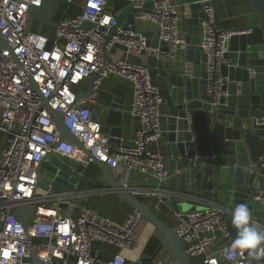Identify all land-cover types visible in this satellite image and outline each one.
<instances>
[{
	"label": "built area",
	"instance_id": "2783aa9c",
	"mask_svg": "<svg viewBox=\"0 0 264 264\" xmlns=\"http://www.w3.org/2000/svg\"><path fill=\"white\" fill-rule=\"evenodd\" d=\"M210 1L197 0L202 11L198 46L206 55V91L215 103L226 82L222 66L229 64L225 58L229 39L245 30L217 28ZM109 2L84 0L81 12L74 18L61 20L49 36L31 26L24 29L29 7L39 6L41 0H0V38L5 43V46L0 44V134L5 136L0 154V264H31V251L40 264H127L124 252L136 240V230L142 220L133 210L124 222L113 223L87 207L72 217L64 210L73 206L79 194L69 189L53 191L38 186L39 163L47 153L77 160L85 155L68 139H60L46 104L63 114L66 128L97 160L118 173L121 186L134 196H153L159 192L175 199L187 196L164 188L173 172L165 168L161 154L147 148L158 136V110L163 96L152 82L147 65L121 57L122 52L130 53V50L140 54L146 49V39L130 26L120 25L107 44H103L109 28L116 25ZM137 18L157 26L159 41L168 47L165 56L173 62L176 52L186 44L179 29V11L173 1L153 2L151 10L137 13ZM85 21L90 26L80 29ZM114 43L126 47V50L117 49L118 57L117 50L110 51ZM93 72L98 76L91 93L78 97L85 90H76V87ZM110 75L125 79L133 87L128 114L137 120L138 128L132 147L113 148L111 137L102 131L101 123L93 116L97 92ZM257 124L264 126V115L257 119ZM257 163L264 168V155ZM133 171L153 179L155 186H128L127 180ZM256 198L264 203V191ZM24 204L28 205L26 228L13 215ZM232 209L209 203L199 209L178 211L174 231L184 252L189 257L203 255V264L213 261L247 264L244 252L235 261L227 260L223 249L206 253L216 243L215 229H219L222 238H229L226 221L232 218ZM252 220L264 227V223ZM98 242L116 247L117 252L108 258L100 257L95 250ZM259 263L264 264V259Z\"/></svg>",
	"mask_w": 264,
	"mask_h": 264
},
{
	"label": "water",
	"instance_id": "95a60500",
	"mask_svg": "<svg viewBox=\"0 0 264 264\" xmlns=\"http://www.w3.org/2000/svg\"><path fill=\"white\" fill-rule=\"evenodd\" d=\"M69 0H41L39 6L28 9L25 31L32 24L33 15L42 19L45 27H57L53 16L61 2ZM163 0H110L111 11L115 15L116 25L109 28L104 37V45L115 33L117 26L134 28L137 13L149 12L153 2ZM259 14V29L264 35V0H249ZM186 44L179 48L184 55L180 72L172 71L166 54L165 42L159 46L157 35L152 32H139L146 39V49L142 56L143 64L156 77V80L167 86L163 100L167 106L164 114L158 115L157 144L164 145L163 160L165 168L173 172L169 178V188L181 192L189 199H209L230 207L244 203L255 218L264 217V203L257 199L255 178L257 171L251 168L246 156L244 141L240 129L245 135L255 134L260 137L264 146V126L256 129L257 119L264 115V44L246 45L240 50L227 51L225 58L229 64L222 66L226 82L221 87L222 94L213 103L206 91L205 52L198 46L200 37L201 6L197 0H183ZM90 26L82 22L80 29ZM0 44L5 46L2 38ZM126 50L125 46L114 43L110 49ZM130 53L135 54L130 50ZM118 52L116 57H118ZM98 73L93 72L87 89L78 94L84 98L91 93L92 84ZM32 87H35L32 84ZM35 90L36 87L34 88ZM54 126L60 139L71 141L84 152L82 160L49 152L42 157L37 174V184L42 189L53 191L74 190L81 176H90V170L97 167L100 180L109 190L116 192L142 220L150 223L160 233L159 246L164 247L178 264H192L184 252L181 241L164 221L159 219L144 202L123 188L105 162L97 160L91 150H86L81 142L64 125L63 114L50 108ZM85 156L91 160H86ZM89 170V171H88ZM172 206L177 209L176 199L170 198ZM64 208V205H61ZM28 205H20L13 215L24 228L27 225ZM226 227L229 237L235 238L236 228L232 218L227 219ZM30 240V238H28ZM225 247L211 246L206 253L219 251ZM247 264H260L244 251ZM31 264H40L37 255L31 251Z\"/></svg>",
	"mask_w": 264,
	"mask_h": 264
},
{
	"label": "crops",
	"instance_id": "0c3cea01",
	"mask_svg": "<svg viewBox=\"0 0 264 264\" xmlns=\"http://www.w3.org/2000/svg\"><path fill=\"white\" fill-rule=\"evenodd\" d=\"M179 11V29L185 36L184 24V2L183 0H172ZM84 0H69L61 2L53 16V21L59 23L66 18L76 17L82 10ZM210 5L214 14V25L217 28L225 30H245L243 33L233 34L228 42V51L240 50L246 45L264 44V35L259 29L260 17L249 0H211ZM111 11V4L108 5ZM112 12V11H111ZM129 26V25H127ZM32 28V27H31ZM39 31L49 36L53 35L55 27H45ZM134 28L137 32H152L153 35H158V28L149 20L136 18ZM40 29V28H39ZM34 30V29H33ZM162 44L159 41V46ZM117 53L120 51H116ZM121 57L134 63H144L142 56L136 54L122 52ZM168 60V59H167ZM169 63H171L168 60ZM184 63V55L176 52L173 62L172 71L180 72ZM146 65V64H145ZM151 73V72H150ZM152 82L161 95L164 96L167 92V86L156 80V77L151 73ZM227 81V80H226ZM89 78L84 80L76 90H86ZM133 99V87L125 79L110 75L106 77L97 92L96 102L92 105V112L102 126V131L111 137V146L117 148L132 147L138 128V122L128 114ZM164 100L160 103L159 114H164L166 111ZM256 129L262 130L263 125L257 124ZM241 140L245 145V156L251 168L257 171L255 178V192L264 191V168L258 166V160L264 155V146L260 143V137L255 134L245 135L240 129ZM5 146V136L0 134V154ZM147 148L155 153L165 155L164 145L157 144L151 141L147 144ZM89 171V170H88ZM92 175L81 176L78 180L74 192L79 194L73 200V206L64 210L65 214L72 217L78 215L83 207H87L94 211L100 218L113 223H122L126 217L133 211L132 207L124 201L118 193L109 190L100 180V172L97 167L90 170ZM112 174L120 181L118 173L112 171ZM169 181V179H168ZM169 182L164 186L169 189ZM128 186H138L143 188H152L155 186V181L150 178H144L143 175L136 171L129 174L127 180ZM149 209L162 221L174 229L176 225V213L187 212L202 208L209 203L221 204L218 201L209 199H191L176 198L177 209H175L170 201L169 196L157 193L153 196H138ZM223 205V204H221ZM230 207V206H227ZM234 208V207H230ZM252 218L264 223V217ZM160 233L150 223L141 220L136 230V240L130 249L124 252L127 264H136L143 260H147L148 264H178L172 255L159 246ZM216 243L213 246L227 247L233 240L231 237L222 238L219 229L214 230ZM211 248V247H210ZM95 250L102 258L111 257L117 252V248L104 242L96 243ZM192 264H203V255H195L189 257Z\"/></svg>",
	"mask_w": 264,
	"mask_h": 264
},
{
	"label": "clouds",
	"instance_id": "9594fccd",
	"mask_svg": "<svg viewBox=\"0 0 264 264\" xmlns=\"http://www.w3.org/2000/svg\"><path fill=\"white\" fill-rule=\"evenodd\" d=\"M232 224L237 231L235 238L222 250L224 257L235 261L247 251L248 256L257 262L264 259V227L252 220V212L246 204L241 203L232 209Z\"/></svg>",
	"mask_w": 264,
	"mask_h": 264
},
{
	"label": "rangeland",
	"instance_id": "374dc122",
	"mask_svg": "<svg viewBox=\"0 0 264 264\" xmlns=\"http://www.w3.org/2000/svg\"><path fill=\"white\" fill-rule=\"evenodd\" d=\"M32 29H44L45 31L47 30V28H45L44 23L42 21V19H40L38 16L33 15V20H32V25H31ZM40 28V29H39ZM157 230V229H156ZM193 257V256H192Z\"/></svg>",
	"mask_w": 264,
	"mask_h": 264
},
{
	"label": "trees",
	"instance_id": "16d2710c",
	"mask_svg": "<svg viewBox=\"0 0 264 264\" xmlns=\"http://www.w3.org/2000/svg\"><path fill=\"white\" fill-rule=\"evenodd\" d=\"M141 264H148V261H147V260H143V261L141 262Z\"/></svg>",
	"mask_w": 264,
	"mask_h": 264
}]
</instances>
